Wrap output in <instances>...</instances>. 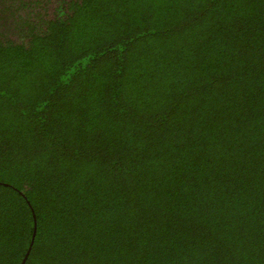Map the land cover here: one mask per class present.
<instances>
[{
  "label": "trees",
  "instance_id": "16d2710c",
  "mask_svg": "<svg viewBox=\"0 0 264 264\" xmlns=\"http://www.w3.org/2000/svg\"><path fill=\"white\" fill-rule=\"evenodd\" d=\"M32 238L264 264V0H0V264Z\"/></svg>",
  "mask_w": 264,
  "mask_h": 264
},
{
  "label": "water",
  "instance_id": "95a60500",
  "mask_svg": "<svg viewBox=\"0 0 264 264\" xmlns=\"http://www.w3.org/2000/svg\"><path fill=\"white\" fill-rule=\"evenodd\" d=\"M33 237H34V236H33ZM32 243H33V238H32V241H31V243H30V245H29L28 251H27V253H26V255H25V259L23 260V262H22L21 264H24V262H25V260H26V258H27V256H28V254H29V252H30V249H31V245H32Z\"/></svg>",
  "mask_w": 264,
  "mask_h": 264
}]
</instances>
